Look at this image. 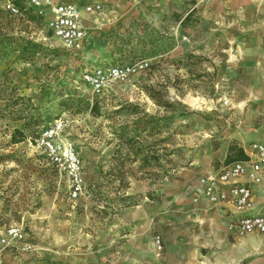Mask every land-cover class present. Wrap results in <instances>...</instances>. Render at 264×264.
Segmentation results:
<instances>
[{
    "label": "rangeland",
    "instance_id": "374dc122",
    "mask_svg": "<svg viewBox=\"0 0 264 264\" xmlns=\"http://www.w3.org/2000/svg\"><path fill=\"white\" fill-rule=\"evenodd\" d=\"M7 1L0 210L33 249L6 250L0 264H251L223 246L238 241L229 226L219 240L189 199L197 175L222 164V146L264 141V0H98L79 51L47 29L48 13L11 0L24 9L11 15ZM140 61L145 70L101 98L79 81ZM60 117L82 161L76 201L33 143Z\"/></svg>",
    "mask_w": 264,
    "mask_h": 264
},
{
    "label": "built area",
    "instance_id": "2783aa9c",
    "mask_svg": "<svg viewBox=\"0 0 264 264\" xmlns=\"http://www.w3.org/2000/svg\"><path fill=\"white\" fill-rule=\"evenodd\" d=\"M27 5L38 14L48 13L47 29L68 51L82 49L87 35L83 21L102 11V4L97 0L84 5L66 0H27ZM5 9L11 15L20 14L11 0L6 2ZM146 67L147 63L143 61L108 64L85 70L80 80L92 98H101ZM67 128L64 118H56L42 126L33 143L57 175L67 181L69 200L76 201L84 190L82 161L67 136ZM248 150L245 159L232 161L215 173L199 176L197 196L193 198L194 203L202 198L211 206H231L236 215L229 228L238 237L264 235V206L257 208L254 204L256 187L264 186V142H252ZM155 241L159 247L158 236ZM6 248L30 252L33 245L27 240L21 225L5 224L0 219V250Z\"/></svg>",
    "mask_w": 264,
    "mask_h": 264
},
{
    "label": "crops",
    "instance_id": "0c3cea01",
    "mask_svg": "<svg viewBox=\"0 0 264 264\" xmlns=\"http://www.w3.org/2000/svg\"><path fill=\"white\" fill-rule=\"evenodd\" d=\"M66 1L77 3L76 0H66ZM100 14L101 12L97 15H100ZM89 18L90 16L85 18V20L83 21L87 34L89 31V26H88ZM94 22H97V20H94ZM86 41H87V35L83 42L82 48L85 46ZM252 142H256V141H252ZM252 142H248L246 145H244V144L236 143L232 141L228 145L222 146L219 149L220 154L217 156L218 161L222 164L218 168L211 167L207 169L206 171L197 175L196 179L194 180L193 186H192L193 190L191 192L189 201L193 202V198L197 196V179L199 176L215 173L219 171L223 166L231 163L232 161L245 159L249 154L248 146ZM232 143H235L238 146V148L241 150V155L238 157H234L231 154V156L228 159L227 158L228 146ZM195 204H196L195 209L197 208L199 210H196V212L193 211L192 214L196 218H202L206 224L210 225L213 229L214 234L218 236L219 240L223 239L224 236L227 235V233H229L226 230L227 228L226 226H229L230 222L235 218L236 214L234 212V209L229 205L211 206L207 204V202L202 198H200L199 201ZM254 204L257 208L264 206V186L256 187L255 193H254ZM0 219L5 224H16V223H6L5 221H3L1 217V210H0ZM229 234L233 235V238L238 239V241H235L234 243H223V246L230 245L231 248L228 250L230 252V255L233 253L238 254V253H242L246 251L247 253L254 255L251 261V264H264V235H249L245 237H238L231 230ZM244 238H247V239L242 240ZM250 240H255V243L252 244ZM241 241H245L243 243L245 245H251V247H245L242 245V247L244 248H239V244L241 243ZM6 250H15V249L6 248L3 250H0V256Z\"/></svg>",
    "mask_w": 264,
    "mask_h": 264
},
{
    "label": "trees",
    "instance_id": "16d2710c",
    "mask_svg": "<svg viewBox=\"0 0 264 264\" xmlns=\"http://www.w3.org/2000/svg\"><path fill=\"white\" fill-rule=\"evenodd\" d=\"M15 4V6H17L20 10V14L23 12L24 9H22L19 5V2H13ZM28 18L31 20V19H34V16H28ZM118 64V63H117ZM85 71V70H84ZM83 71V72H84ZM82 74V72H81ZM81 74L79 76V81L80 83L82 84L81 80H80V77H81ZM83 85V84H82ZM231 154L234 156V157H238L241 155V150L238 148V146L235 144V143H232L228 146V154H227V158L229 159V157L231 156ZM226 158V159H227ZM227 159V160H228Z\"/></svg>",
    "mask_w": 264,
    "mask_h": 264
},
{
    "label": "bare ground",
    "instance_id": "6f19581e",
    "mask_svg": "<svg viewBox=\"0 0 264 264\" xmlns=\"http://www.w3.org/2000/svg\"><path fill=\"white\" fill-rule=\"evenodd\" d=\"M250 242H251L252 244H254V243H255V240H250Z\"/></svg>",
    "mask_w": 264,
    "mask_h": 264
}]
</instances>
